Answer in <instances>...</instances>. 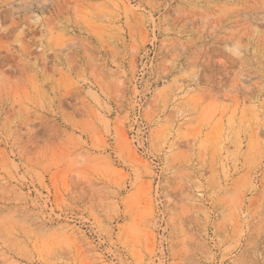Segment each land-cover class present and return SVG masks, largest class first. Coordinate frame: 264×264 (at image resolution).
Wrapping results in <instances>:
<instances>
[{
    "label": "rangeland",
    "instance_id": "1",
    "mask_svg": "<svg viewBox=\"0 0 264 264\" xmlns=\"http://www.w3.org/2000/svg\"><path fill=\"white\" fill-rule=\"evenodd\" d=\"M0 264H264V0H0Z\"/></svg>",
    "mask_w": 264,
    "mask_h": 264
}]
</instances>
